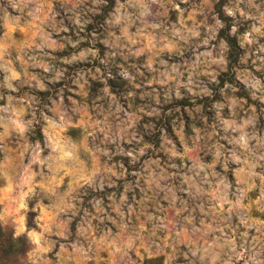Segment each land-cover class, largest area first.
Wrapping results in <instances>:
<instances>
[{
  "label": "rangeland",
  "instance_id": "rangeland-1",
  "mask_svg": "<svg viewBox=\"0 0 264 264\" xmlns=\"http://www.w3.org/2000/svg\"><path fill=\"white\" fill-rule=\"evenodd\" d=\"M0 225L13 264H264V0H0Z\"/></svg>",
  "mask_w": 264,
  "mask_h": 264
},
{
  "label": "trees",
  "instance_id": "trees-1",
  "mask_svg": "<svg viewBox=\"0 0 264 264\" xmlns=\"http://www.w3.org/2000/svg\"><path fill=\"white\" fill-rule=\"evenodd\" d=\"M223 0H219V3ZM226 39L230 46V57H233L235 50V41L232 37L226 34ZM39 139H42L41 130L38 128L37 135ZM25 250V243L23 237H15L13 233L7 231L0 225V264H13L15 257L23 254Z\"/></svg>",
  "mask_w": 264,
  "mask_h": 264
}]
</instances>
